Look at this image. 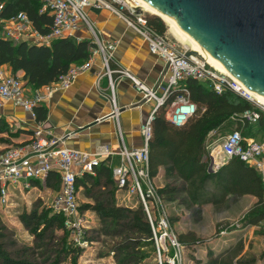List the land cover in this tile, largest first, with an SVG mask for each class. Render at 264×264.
Returning <instances> with one entry per match:
<instances>
[{
	"label": "built area",
	"instance_id": "built-area-1",
	"mask_svg": "<svg viewBox=\"0 0 264 264\" xmlns=\"http://www.w3.org/2000/svg\"><path fill=\"white\" fill-rule=\"evenodd\" d=\"M88 7L113 12L143 38L149 52L157 56L164 64L160 81L156 85H147L121 67L115 70L110 69L109 60L112 59L111 50L114 45L102 40L94 23L87 15ZM3 9L4 3L0 0V38L2 39L15 44L25 42L50 45L53 40L64 37L81 40L77 37V32L80 29H87L88 39L92 41L94 47L91 48V57L86 62L71 65L67 72L59 76L56 81L34 90H28L23 77L0 69V108L4 103L11 102L35 119L34 107L45 104L56 91L69 88L80 73L89 69L96 55L101 56L102 65L106 71L105 74L98 76L96 87L102 96L109 97L115 112L118 110L115 98L117 79L112 78L113 73L128 78L132 86L141 94V100L153 105L149 115L140 125L139 146L128 147L118 129L116 149L109 144L98 145L92 150L70 148L64 145L68 135L57 136L51 128L44 125V122H36L28 139L0 152V205L6 206L11 200L14 193H11L10 187H14L18 193L40 186L45 187L48 175L51 172L56 173L59 189L52 191L49 208L54 214L63 217L65 229L78 244L82 243L84 225L77 200L76 179L84 174L95 177L96 167L105 159L110 163L116 188L126 191L129 196L143 204L145 214L152 226L153 236L157 239L158 235L153 226L148 205H155L160 212L158 204L161 203V199L149 174L148 141L152 132L151 120L155 110L164 105L171 92L175 93V97L164 114L168 122L179 127L197 113V106L191 100L189 88L184 83L187 78L206 84L218 94L230 90L252 103V109L238 114L243 123L255 124L259 120L260 113H264V101L260 102L252 97L238 80L220 73L203 56L201 58L190 53L192 50L189 48L174 44L166 33L161 35L149 28L145 11L136 0H44L41 11L49 10L52 17L47 33L38 31L24 12L19 11L13 15L4 16ZM104 76L107 77V83L102 88L101 81ZM210 134L204 141L203 156L209 171L218 170L226 161L236 157L257 169L264 181L263 142L257 141L254 136H244L242 128L226 133L218 141H210ZM34 181H37L39 186L34 184ZM163 209L164 217L160 222L158 220L157 229H163L164 236H169L168 232L172 229ZM172 238H170L171 244L177 249L175 258H172L171 264H174L178 251L181 252V246L173 234Z\"/></svg>",
	"mask_w": 264,
	"mask_h": 264
},
{
	"label": "rangeland",
	"instance_id": "rangeland-1",
	"mask_svg": "<svg viewBox=\"0 0 264 264\" xmlns=\"http://www.w3.org/2000/svg\"><path fill=\"white\" fill-rule=\"evenodd\" d=\"M166 35L174 44L190 48L179 41L168 26ZM106 80L103 79L102 88L106 86ZM7 124L16 130L13 122ZM219 133L222 136L225 132ZM219 133L212 132L210 141H218ZM18 136L0 135L7 139L5 143L0 138V152L17 143ZM254 137L264 143V133L259 132ZM152 184L155 188L167 184L178 188L173 198L161 200L158 204L160 212L152 205L157 212L151 211L152 220L156 218L159 222L164 217V208L168 222L172 224L169 236H164L163 229H156L157 239L135 232L131 223L143 204L141 206L126 191L117 189L114 181L108 184L102 180L98 184L91 181L87 187L78 189V203L89 206L80 212L84 225L81 244L71 238L67 229L43 230V224L39 228H27L21 222L20 215L24 212L42 211L47 218L54 214L49 208L53 195L50 189L40 186L18 193L10 187L14 193L11 200L6 206L0 205V223L5 229L1 241L3 247L12 259L25 260L27 264H171L177 252L170 240L173 234L175 238L182 235L188 243L193 239L204 244L188 247L181 242V252L178 251L174 264H215L212 258L218 264H264V221L258 225L245 222V215L255 203V198L228 195L219 201V192L211 182L202 183L199 178L186 181L175 175H166L163 170L152 179ZM99 203L128 205L135 212L114 219L92 208ZM76 247L80 250L77 255L72 252ZM207 249H210L211 256L206 254Z\"/></svg>",
	"mask_w": 264,
	"mask_h": 264
},
{
	"label": "trees",
	"instance_id": "trees-1",
	"mask_svg": "<svg viewBox=\"0 0 264 264\" xmlns=\"http://www.w3.org/2000/svg\"><path fill=\"white\" fill-rule=\"evenodd\" d=\"M2 1L4 3L2 15L10 16L22 11L38 31L41 33L49 31L52 17L49 10L41 11L44 0ZM145 19L149 28L161 35L166 33L167 26L159 16L145 13ZM92 47L94 44L90 39L76 40L64 37L53 40L50 45H36L25 42L15 44L0 38V66H8L12 74L22 71L26 87L34 90L56 81L59 76L67 72L71 65L86 62L91 57ZM109 67L112 70L119 68L113 59L109 60ZM118 76V73L112 74L113 79H117ZM184 83L189 88L191 100L197 106V113L179 127L168 122L164 114L175 97L174 92L167 96L164 105L155 110L151 120V137L148 141L150 177L155 179L163 170L166 175H175L186 181L199 178L202 183L211 182L219 192V201H223L228 195L251 196L256 201L246 213L245 222L250 225H258L264 221V181L260 172L236 157L226 161L218 170L209 171L203 156L205 153L204 141L211 132H225L222 133L223 136L234 129L242 128L244 136L264 133V113H260L259 120L255 124L243 123L238 114L244 110L252 109V103L230 90L218 94L206 84L191 78H187ZM33 110L36 122L46 120L47 108L45 105L35 106ZM234 115L237 116L233 117ZM20 132H22L21 129L12 130L11 127H8L6 120L0 117V135L7 133L13 138ZM218 135L221 136L220 133ZM0 138L6 143L7 139ZM19 143H14V145ZM96 172L95 177L89 174L78 177L76 179L77 189L80 186L87 187L91 181L97 184L102 180L108 184L113 183L111 167L107 159L96 167ZM33 183L39 186L37 181ZM45 187L51 191L59 189L56 173L51 172L48 175ZM156 191L162 200L163 198H173L177 194L178 188L167 184L164 187L156 188ZM136 201L138 200L136 199ZM138 203L142 206L141 202L138 201ZM149 206L150 211L154 212L155 208L152 205ZM87 207L89 206L80 205V210ZM92 208L114 219H121L128 213L135 212L128 205L99 203ZM144 214L143 208L139 209L131 226L138 234L153 239L152 226ZM154 214L157 212L155 211ZM20 220L27 228H39L43 224V230L58 228L65 230L61 215L53 214L47 218L45 212L32 211L22 213ZM40 221L42 223H39ZM157 223L158 219L155 218L153 220L155 229L158 227ZM170 225L172 227L171 221ZM4 230L0 223V264H27L25 260L12 259L4 249L1 242ZM182 237V235L176 237L179 244L183 242L188 247L204 246L202 242H196L193 239L190 243L185 242ZM79 251L77 247L72 248V252H75L76 255ZM206 254L211 256L210 249H207ZM212 262L218 264L214 258H212Z\"/></svg>",
	"mask_w": 264,
	"mask_h": 264
},
{
	"label": "crops",
	"instance_id": "crops-1",
	"mask_svg": "<svg viewBox=\"0 0 264 264\" xmlns=\"http://www.w3.org/2000/svg\"><path fill=\"white\" fill-rule=\"evenodd\" d=\"M86 12L102 40L114 45L112 59L119 67L130 71L147 85L153 86L160 81L164 64L149 52L146 42L137 32L109 10L88 7ZM77 37L88 39L89 31L80 29ZM0 69L10 73L6 65ZM105 72L101 57L96 55L89 69L80 73L69 88L56 91L43 104L47 108L44 125L57 136L68 135L65 146L92 150L98 145L109 144L116 149L118 129L128 147L140 145V125L149 115L152 105L141 100V94L128 78L119 76L115 88L118 110L115 112L109 99L103 97L96 87L98 76ZM16 74L23 76L22 71ZM106 78L104 76L102 81ZM0 117L22 130L17 137L18 142L28 139L36 124L29 113L11 102L0 108Z\"/></svg>",
	"mask_w": 264,
	"mask_h": 264
},
{
	"label": "water",
	"instance_id": "water-1",
	"mask_svg": "<svg viewBox=\"0 0 264 264\" xmlns=\"http://www.w3.org/2000/svg\"><path fill=\"white\" fill-rule=\"evenodd\" d=\"M144 1L174 19L250 91L264 96V0Z\"/></svg>",
	"mask_w": 264,
	"mask_h": 264
},
{
	"label": "bare ground",
	"instance_id": "bare-ground-1",
	"mask_svg": "<svg viewBox=\"0 0 264 264\" xmlns=\"http://www.w3.org/2000/svg\"><path fill=\"white\" fill-rule=\"evenodd\" d=\"M141 8L150 14L159 16L169 27L170 32L181 42L184 44H187L190 46V50L192 51H197L199 54H201L206 61L212 65L215 69H217L220 73H223L231 78L236 79L223 65L216 59L214 58L211 54H209L205 49H203L194 39H192L189 35H187L175 22L174 19L168 17L167 15H164L160 11L154 10L148 3H146L144 0H136ZM237 80V79H236ZM241 83V82H240ZM242 87L246 89L249 94L257 99L258 101L262 102L264 101V96L259 95L257 93H254L250 91L247 87H245L241 83Z\"/></svg>",
	"mask_w": 264,
	"mask_h": 264
}]
</instances>
